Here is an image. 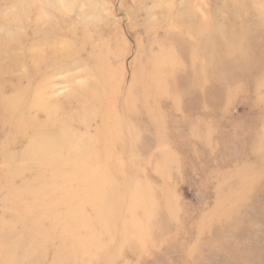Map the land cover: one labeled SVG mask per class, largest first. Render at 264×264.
I'll list each match as a JSON object with an SVG mask.
<instances>
[{
	"label": "rangeland",
	"instance_id": "1",
	"mask_svg": "<svg viewBox=\"0 0 264 264\" xmlns=\"http://www.w3.org/2000/svg\"><path fill=\"white\" fill-rule=\"evenodd\" d=\"M0 264H264V0H0Z\"/></svg>",
	"mask_w": 264,
	"mask_h": 264
}]
</instances>
